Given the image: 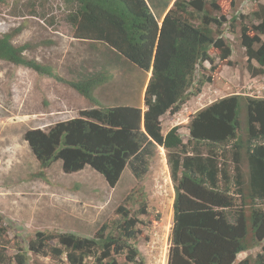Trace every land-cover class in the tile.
<instances>
[{
  "label": "trees",
  "instance_id": "trees-1",
  "mask_svg": "<svg viewBox=\"0 0 264 264\" xmlns=\"http://www.w3.org/2000/svg\"><path fill=\"white\" fill-rule=\"evenodd\" d=\"M63 2L70 9L66 21L75 40L100 43L151 76L143 95L144 110L104 107L94 92L108 81V72L79 73L66 80L50 65L26 58L29 44L12 43L20 29L0 35V61L64 84L94 105L47 132H25L24 140L40 168L61 161L63 173L72 174L87 166L114 188L126 167L142 181L162 148L174 192L166 264H235L237 256L250 248L248 226L255 242H264V98L230 95L212 102L192 115L187 141L178 127L163 134L161 126L164 115L178 113L213 82L211 74L219 71V64L230 62L232 49L220 31L226 21L218 15L217 0ZM250 17L252 22L247 23L248 17H232L229 27L234 30L239 21L246 70L258 77L264 75V5ZM205 63L210 65L209 74ZM243 99L246 130L241 137L238 115ZM116 212L121 217L116 235L107 233L106 223L92 238L39 232L28 241L27 250L58 264H138L140 255L132 243L139 234L137 219L122 205ZM138 213H145L144 203ZM9 244L0 219V264H27L19 246L7 256ZM254 264H264V244Z\"/></svg>",
  "mask_w": 264,
  "mask_h": 264
},
{
  "label": "rangeland",
  "instance_id": "rangeland-1",
  "mask_svg": "<svg viewBox=\"0 0 264 264\" xmlns=\"http://www.w3.org/2000/svg\"><path fill=\"white\" fill-rule=\"evenodd\" d=\"M217 3L218 15L226 21L220 31L232 49L230 62L219 64V71L211 74L213 82L189 98L178 113L161 118L163 134L178 127L184 141L192 115L210 103L230 95L264 98V75L251 77L246 70L239 21L234 30L229 27L230 19L239 15L248 17L246 23L252 22L250 14L264 5V0H217ZM69 10L63 0H0V35L20 29L12 37V43L29 44L26 58L50 65L66 80L79 73L108 72V81L94 92L100 105L144 110L143 95L150 73L117 58L100 43L75 40L66 21ZM261 39L264 43V35ZM212 56L215 58L216 53L212 52ZM218 62L216 59L215 63ZM204 67L209 74L210 65L205 63ZM246 106L247 100H241L238 115L241 137L246 130ZM92 107L64 84L0 61V219L10 240L7 256L12 257L19 246L26 252L27 264H58L29 252L28 241L39 232L92 238L105 223L107 233L116 235V225L121 219L116 209L122 205L137 219L139 234L132 241L140 255L137 263L166 264L174 192L162 148L157 149L142 181L135 180L126 167L116 186L109 188L102 176L87 166L72 174L63 173L61 161L40 168L24 140L28 130L47 132L55 124L78 118L80 111ZM142 203L144 214L138 213ZM247 231L250 248L237 256L235 264L244 259L254 264L264 244L255 242L250 226ZM117 260L124 262L123 257Z\"/></svg>",
  "mask_w": 264,
  "mask_h": 264
},
{
  "label": "clouds",
  "instance_id": "clouds-1",
  "mask_svg": "<svg viewBox=\"0 0 264 264\" xmlns=\"http://www.w3.org/2000/svg\"><path fill=\"white\" fill-rule=\"evenodd\" d=\"M150 76H151V74H150ZM211 104V103H210ZM208 106V105H207ZM167 133V132H166ZM170 177V176H169ZM171 181V180H170Z\"/></svg>",
  "mask_w": 264,
  "mask_h": 264
},
{
  "label": "crops",
  "instance_id": "crops-1",
  "mask_svg": "<svg viewBox=\"0 0 264 264\" xmlns=\"http://www.w3.org/2000/svg\"><path fill=\"white\" fill-rule=\"evenodd\" d=\"M124 172V171H123Z\"/></svg>",
  "mask_w": 264,
  "mask_h": 264
}]
</instances>
